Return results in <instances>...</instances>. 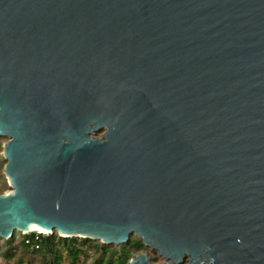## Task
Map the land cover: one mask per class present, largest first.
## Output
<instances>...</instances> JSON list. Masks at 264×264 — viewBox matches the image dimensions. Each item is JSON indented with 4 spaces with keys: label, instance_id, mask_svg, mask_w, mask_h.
I'll return each mask as SVG.
<instances>
[{
    "label": "water",
    "instance_id": "water-1",
    "mask_svg": "<svg viewBox=\"0 0 264 264\" xmlns=\"http://www.w3.org/2000/svg\"><path fill=\"white\" fill-rule=\"evenodd\" d=\"M0 136V237L264 264V0H0Z\"/></svg>",
    "mask_w": 264,
    "mask_h": 264
},
{
    "label": "trees",
    "instance_id": "trees-1",
    "mask_svg": "<svg viewBox=\"0 0 264 264\" xmlns=\"http://www.w3.org/2000/svg\"><path fill=\"white\" fill-rule=\"evenodd\" d=\"M2 144L0 138V194L9 187L3 169ZM148 248L134 234L120 244L91 237L60 236L56 230L18 232L8 239L0 237V259L7 261L5 264H128L130 258Z\"/></svg>",
    "mask_w": 264,
    "mask_h": 264
},
{
    "label": "rangeland",
    "instance_id": "rangeland-1",
    "mask_svg": "<svg viewBox=\"0 0 264 264\" xmlns=\"http://www.w3.org/2000/svg\"><path fill=\"white\" fill-rule=\"evenodd\" d=\"M103 130H101V132H102ZM95 135H97V136H100V131H97V132H95ZM0 138L2 139V142H3V146H4V143L8 140V137L7 136H0ZM1 156H2V160H3V169H4V173H5V165H6V159H5V156H4V151L2 150L1 151ZM5 175H6V173H5ZM6 178H7V176H6ZM7 183L9 184V187L5 190V191H7V190H10L11 189V186H10V182H9V179L7 178ZM39 231V230H38ZM18 232H20V231H15L14 232V234H16V233H18ZM20 233H22V232H20ZM13 234V235H14ZM24 234V233H23ZM60 235V234H59ZM61 236V235H60ZM3 238V237H2ZM147 252H149L150 254H151V256H152V259L153 258H155L156 256H158L159 257V259L158 260H156V262H161V261H163L164 260V258L161 256V255H159L158 253H157V250L156 249H150V248H148L147 249ZM154 260V259H153ZM7 261H5V260H2V259H0V263H2V264H5ZM185 263V261L183 262V264ZM129 264V263H128Z\"/></svg>",
    "mask_w": 264,
    "mask_h": 264
},
{
    "label": "bare ground",
    "instance_id": "bare-ground-1",
    "mask_svg": "<svg viewBox=\"0 0 264 264\" xmlns=\"http://www.w3.org/2000/svg\"><path fill=\"white\" fill-rule=\"evenodd\" d=\"M31 229H37V230H39V231H43V232H49L48 230H46L45 228H43V227H41V226H39V225H37V224H34V225H32L31 226Z\"/></svg>",
    "mask_w": 264,
    "mask_h": 264
},
{
    "label": "flooded vegetation",
    "instance_id": "flooded-vegetation-1",
    "mask_svg": "<svg viewBox=\"0 0 264 264\" xmlns=\"http://www.w3.org/2000/svg\"><path fill=\"white\" fill-rule=\"evenodd\" d=\"M102 133H103V131L102 132L100 131V136L102 135Z\"/></svg>",
    "mask_w": 264,
    "mask_h": 264
}]
</instances>
